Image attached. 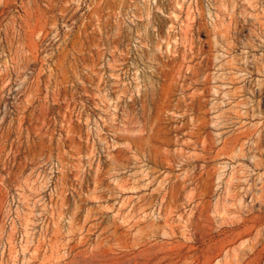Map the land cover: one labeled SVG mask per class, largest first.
Masks as SVG:
<instances>
[{
    "label": "rangeland",
    "instance_id": "obj_1",
    "mask_svg": "<svg viewBox=\"0 0 264 264\" xmlns=\"http://www.w3.org/2000/svg\"><path fill=\"white\" fill-rule=\"evenodd\" d=\"M0 264H264V0H0Z\"/></svg>",
    "mask_w": 264,
    "mask_h": 264
}]
</instances>
